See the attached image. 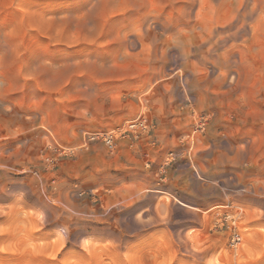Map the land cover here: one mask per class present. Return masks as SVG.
<instances>
[{
  "label": "rangeland",
  "instance_id": "obj_1",
  "mask_svg": "<svg viewBox=\"0 0 264 264\" xmlns=\"http://www.w3.org/2000/svg\"><path fill=\"white\" fill-rule=\"evenodd\" d=\"M0 264H264V0H0Z\"/></svg>",
  "mask_w": 264,
  "mask_h": 264
},
{
  "label": "built area",
  "instance_id": "obj_2",
  "mask_svg": "<svg viewBox=\"0 0 264 264\" xmlns=\"http://www.w3.org/2000/svg\"><path fill=\"white\" fill-rule=\"evenodd\" d=\"M150 128V122L144 115H139L129 121L118 132H83L80 140V147L87 149L90 145L101 142L110 151L115 149L116 141L123 138L138 137L141 134L147 133Z\"/></svg>",
  "mask_w": 264,
  "mask_h": 264
}]
</instances>
